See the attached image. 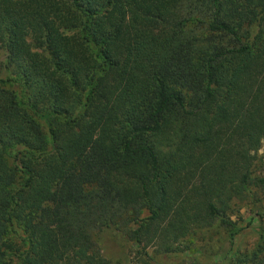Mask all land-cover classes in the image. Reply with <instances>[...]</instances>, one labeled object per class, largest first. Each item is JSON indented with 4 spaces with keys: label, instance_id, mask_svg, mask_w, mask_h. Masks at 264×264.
<instances>
[{
    "label": "trees",
    "instance_id": "obj_1",
    "mask_svg": "<svg viewBox=\"0 0 264 264\" xmlns=\"http://www.w3.org/2000/svg\"><path fill=\"white\" fill-rule=\"evenodd\" d=\"M0 54V264L233 242L264 185V0H0ZM229 264H264V234Z\"/></svg>",
    "mask_w": 264,
    "mask_h": 264
},
{
    "label": "rangeland",
    "instance_id": "obj_2",
    "mask_svg": "<svg viewBox=\"0 0 264 264\" xmlns=\"http://www.w3.org/2000/svg\"><path fill=\"white\" fill-rule=\"evenodd\" d=\"M1 58L3 56L0 54V60ZM256 154L258 158L256 174L264 178V143ZM231 219L241 228L232 243L229 242L224 230L211 227L199 231L196 240L185 251L197 258L200 264H229L234 253L251 249L259 236L264 234V185L251 191ZM99 245L102 247V255L111 261L129 264L128 261L133 256L131 245L124 243L111 232L102 234ZM151 256L154 259L149 264H167L181 258L164 256L156 252H152Z\"/></svg>",
    "mask_w": 264,
    "mask_h": 264
}]
</instances>
